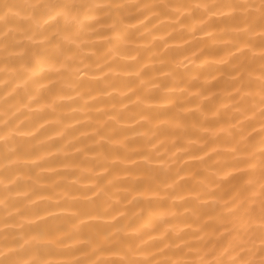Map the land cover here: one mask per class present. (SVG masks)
Here are the masks:
<instances>
[{
  "label": "clouds",
  "instance_id": "9594fccd",
  "mask_svg": "<svg viewBox=\"0 0 264 264\" xmlns=\"http://www.w3.org/2000/svg\"><path fill=\"white\" fill-rule=\"evenodd\" d=\"M0 264H264V0H0Z\"/></svg>",
  "mask_w": 264,
  "mask_h": 264
}]
</instances>
